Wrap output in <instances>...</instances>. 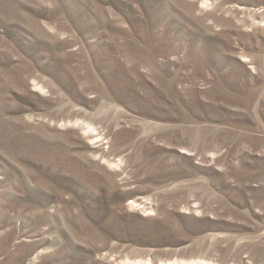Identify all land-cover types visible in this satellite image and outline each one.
Masks as SVG:
<instances>
[{"label":"rangeland","instance_id":"1","mask_svg":"<svg viewBox=\"0 0 264 264\" xmlns=\"http://www.w3.org/2000/svg\"><path fill=\"white\" fill-rule=\"evenodd\" d=\"M0 264H264V0H0Z\"/></svg>","mask_w":264,"mask_h":264}]
</instances>
